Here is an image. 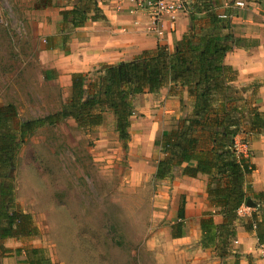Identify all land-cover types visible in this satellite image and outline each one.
Returning <instances> with one entry per match:
<instances>
[{"label": "crops", "instance_id": "0c3cea01", "mask_svg": "<svg viewBox=\"0 0 264 264\" xmlns=\"http://www.w3.org/2000/svg\"><path fill=\"white\" fill-rule=\"evenodd\" d=\"M35 2L33 23L35 33L42 39L37 55L43 68L42 78L47 83L59 85L68 97L71 96L74 73L87 74L102 64L131 61L144 50L156 49L159 45H167L174 51L176 43L187 36L195 37L194 41L199 43L200 39L221 37L223 44L231 47L224 58V63L235 71L227 79L230 86L227 95L230 98L216 103H225L231 110L237 109L240 118L238 134L248 142V156L255 169L245 176L241 186L253 205L245 203L239 208L235 236L229 241L226 255L220 256L217 246L204 247L201 243L203 221L211 218L218 226L227 222L221 208L209 199V175L187 176L178 167L173 177L160 181L165 185V197L171 202L177 217L184 201L183 235L174 239L191 242L190 229H193V256L197 252L200 256L195 262L208 264L207 259L212 257L215 262L224 264H264V243L259 242L254 228L248 230L245 227L256 210L262 212L264 219V196L260 203L264 194V128L252 131L249 123L252 111L264 113V0H187L190 12L180 14L173 25L168 20L159 22L162 34L148 13L138 8L133 0H50L48 5L38 8ZM75 7L89 10L86 22L76 27L63 16V11ZM96 7L102 16L95 19ZM188 88L180 81H167L156 92L146 91L135 96V114L131 117L127 152L132 165L137 166L153 155L156 161H152L150 166L156 171L158 160L164 157V153L155 141L161 138L164 131L177 128H170L169 125L174 119H180L182 105L192 99ZM58 107L57 110L61 108ZM22 121L13 107L0 105L1 264H29L26 251L43 248L41 245H30L34 244L37 233L1 236L3 229L8 227L6 212L18 211V204L22 205V201L13 195L18 187L14 190L12 173L18 174L16 162L23 143L34 134L22 135ZM96 128L101 129L99 146L116 144L120 140L112 110L104 112V121ZM178 221L179 217L172 222L175 224ZM171 229L173 232V227ZM18 249L22 252L18 253Z\"/></svg>", "mask_w": 264, "mask_h": 264}, {"label": "rangeland", "instance_id": "374dc122", "mask_svg": "<svg viewBox=\"0 0 264 264\" xmlns=\"http://www.w3.org/2000/svg\"><path fill=\"white\" fill-rule=\"evenodd\" d=\"M35 16L34 0H0V105L23 120L55 113L69 98L42 78ZM182 106L180 119L192 113L193 99ZM99 132L66 117L24 141L13 195L38 234L30 245L55 264H203L193 256V229L191 242L172 236L177 212L154 178L155 156L134 166L121 140L99 146Z\"/></svg>", "mask_w": 264, "mask_h": 264}, {"label": "trees", "instance_id": "16d2710c", "mask_svg": "<svg viewBox=\"0 0 264 264\" xmlns=\"http://www.w3.org/2000/svg\"><path fill=\"white\" fill-rule=\"evenodd\" d=\"M49 1L36 0L35 6H46ZM88 12L75 7L63 11V16L76 27L86 22ZM101 16L96 7L93 18ZM194 39L187 36L178 41L174 51L167 45H159L156 49L144 50L131 61L102 64L95 70L94 79L90 77L91 72L74 73L71 96L62 107L55 113L23 120L21 131L23 136L33 134L38 128L53 126L66 117L74 118L79 127L91 130L103 123L106 110H112L119 138L128 147L135 96L146 91L156 92L167 81H180L187 85L189 95L194 98L193 111L178 120L177 128L164 131L161 138L155 141L164 157L158 160L154 178L173 177L178 167L187 176L209 175V199L221 208L227 222L218 226L211 218L203 221L201 243L204 247L217 246L219 255L224 256L230 239L235 236L238 210L251 199L241 186L255 165L249 156L239 154L234 147L240 128L237 109L231 110L225 103H216L230 98L227 95L230 89L227 79L235 71L224 63V58L231 47L224 45L221 37L200 39V43ZM252 113L250 129L260 131L264 128V113L257 110ZM261 215L262 212L254 211L245 227L248 230L254 228L259 242L264 243V219ZM5 217L8 227L3 229V238L36 234V230L28 225L30 215L13 211L6 212ZM178 217L180 221L173 226L174 238L183 235L184 201L179 207ZM17 252L21 253L22 249ZM26 253L29 264H55L45 256L43 248H32Z\"/></svg>", "mask_w": 264, "mask_h": 264}, {"label": "built area", "instance_id": "2783aa9c", "mask_svg": "<svg viewBox=\"0 0 264 264\" xmlns=\"http://www.w3.org/2000/svg\"><path fill=\"white\" fill-rule=\"evenodd\" d=\"M136 6L148 13L157 30L160 34L158 24L161 21L168 20L173 25L176 18L182 13H188L191 10L187 0H133ZM238 5H243L242 2H237ZM235 149L239 154L248 156V142L240 134L236 135Z\"/></svg>", "mask_w": 264, "mask_h": 264}, {"label": "water", "instance_id": "95a60500", "mask_svg": "<svg viewBox=\"0 0 264 264\" xmlns=\"http://www.w3.org/2000/svg\"><path fill=\"white\" fill-rule=\"evenodd\" d=\"M247 204H248L249 206H252V205H253V202H252V200H251V199H249V200L247 201Z\"/></svg>", "mask_w": 264, "mask_h": 264}]
</instances>
